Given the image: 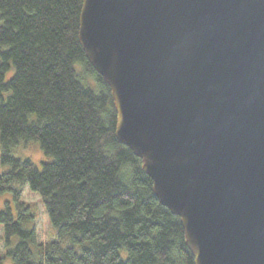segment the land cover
<instances>
[{
    "label": "water",
    "instance_id": "1",
    "mask_svg": "<svg viewBox=\"0 0 264 264\" xmlns=\"http://www.w3.org/2000/svg\"><path fill=\"white\" fill-rule=\"evenodd\" d=\"M79 41L195 264H264V0H84Z\"/></svg>",
    "mask_w": 264,
    "mask_h": 264
},
{
    "label": "trees",
    "instance_id": "2",
    "mask_svg": "<svg viewBox=\"0 0 264 264\" xmlns=\"http://www.w3.org/2000/svg\"><path fill=\"white\" fill-rule=\"evenodd\" d=\"M84 0H0V196L43 200L57 240L39 245L10 203L0 208L14 264H195L181 219L163 206L143 162L117 136L110 86L79 41ZM35 141L38 167L13 149ZM126 253V254H124ZM0 264L2 259L0 258Z\"/></svg>",
    "mask_w": 264,
    "mask_h": 264
},
{
    "label": "rangeland",
    "instance_id": "3",
    "mask_svg": "<svg viewBox=\"0 0 264 264\" xmlns=\"http://www.w3.org/2000/svg\"><path fill=\"white\" fill-rule=\"evenodd\" d=\"M13 153L18 158H30L38 167H42L44 162L51 160V158L44 153L39 143L35 141H21L20 144L13 149ZM1 155L2 149L0 144V173L2 174L9 171L10 166L2 163ZM15 187L22 189V201L25 203V207L18 206L13 193L8 192L0 196V208L5 209L9 202L16 217L19 212L25 215L26 213L24 211L26 207L29 209L32 218L27 219L24 223V227L27 230H33L36 234V242L31 240L28 241L31 250L36 252L39 249V245L57 240V231L49 218L42 197L26 184H17ZM19 241L20 238L16 236L12 238L9 244L5 225L0 224V258L2 259V264H14L13 258L9 252Z\"/></svg>",
    "mask_w": 264,
    "mask_h": 264
}]
</instances>
